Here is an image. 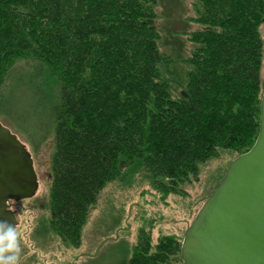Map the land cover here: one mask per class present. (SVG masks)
I'll return each instance as SVG.
<instances>
[{
  "label": "trees",
  "instance_id": "16d2710c",
  "mask_svg": "<svg viewBox=\"0 0 264 264\" xmlns=\"http://www.w3.org/2000/svg\"><path fill=\"white\" fill-rule=\"evenodd\" d=\"M155 2L0 0V114L7 80L23 74L50 120L52 134L30 141L52 135L49 226L69 246L108 182L140 175L182 195L200 164L256 139L264 0H196L202 28L179 64L159 50ZM181 240L151 250L142 230L117 264H182Z\"/></svg>",
  "mask_w": 264,
  "mask_h": 264
},
{
  "label": "rangeland",
  "instance_id": "374dc122",
  "mask_svg": "<svg viewBox=\"0 0 264 264\" xmlns=\"http://www.w3.org/2000/svg\"><path fill=\"white\" fill-rule=\"evenodd\" d=\"M196 0H156L153 24L159 31L161 53L178 64L193 44L188 39L192 31L202 28L194 21ZM263 40L260 77L264 78V22L259 26ZM19 65V64H18ZM20 76V77H19ZM8 79L1 101L0 122L26 145L37 174L36 193L20 201L16 227L20 247L19 264H117L129 256L140 231L150 234L151 250L164 235L183 236L205 198L211 193L228 162L235 156L222 151L199 165L197 179L183 186L182 195H163L149 181L136 175L108 182L99 192L82 226L77 247L65 244L50 226L52 135L32 145L30 138L39 139L48 133L50 120L39 116L30 92L21 80ZM6 81V82H7ZM174 264H181L176 262Z\"/></svg>",
  "mask_w": 264,
  "mask_h": 264
},
{
  "label": "water",
  "instance_id": "95a60500",
  "mask_svg": "<svg viewBox=\"0 0 264 264\" xmlns=\"http://www.w3.org/2000/svg\"><path fill=\"white\" fill-rule=\"evenodd\" d=\"M38 186L25 144L0 122V220L16 226L8 200ZM182 264H264V86L253 145L232 158L183 232Z\"/></svg>",
  "mask_w": 264,
  "mask_h": 264
},
{
  "label": "clouds",
  "instance_id": "9594fccd",
  "mask_svg": "<svg viewBox=\"0 0 264 264\" xmlns=\"http://www.w3.org/2000/svg\"><path fill=\"white\" fill-rule=\"evenodd\" d=\"M21 247L16 226L0 220V264H19Z\"/></svg>",
  "mask_w": 264,
  "mask_h": 264
},
{
  "label": "flooded vegetation",
  "instance_id": "af4514ba",
  "mask_svg": "<svg viewBox=\"0 0 264 264\" xmlns=\"http://www.w3.org/2000/svg\"><path fill=\"white\" fill-rule=\"evenodd\" d=\"M26 146V145H25ZM33 160V159H32ZM37 190V189H36ZM36 193V191H35ZM31 198V197H30ZM26 199H29V198H25V199H20V200H8L7 203H8V208L10 210H12L14 212V216H15V219H16V211H17V208H22L20 206L21 203H19L20 201H23V200H26ZM17 221V224H16V227L18 226V220L16 219Z\"/></svg>",
  "mask_w": 264,
  "mask_h": 264
}]
</instances>
